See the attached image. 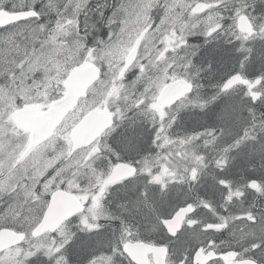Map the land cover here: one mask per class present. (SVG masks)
<instances>
[{"label":"snow or ice","instance_id":"1","mask_svg":"<svg viewBox=\"0 0 264 264\" xmlns=\"http://www.w3.org/2000/svg\"><path fill=\"white\" fill-rule=\"evenodd\" d=\"M0 264H264V0H0Z\"/></svg>","mask_w":264,"mask_h":264}]
</instances>
